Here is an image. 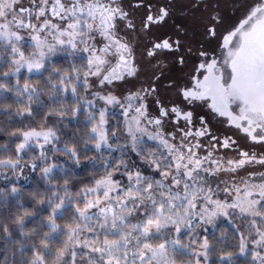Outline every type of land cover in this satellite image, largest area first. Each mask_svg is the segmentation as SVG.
<instances>
[{"label":"snow or ice","instance_id":"snow-or-ice-1","mask_svg":"<svg viewBox=\"0 0 264 264\" xmlns=\"http://www.w3.org/2000/svg\"><path fill=\"white\" fill-rule=\"evenodd\" d=\"M0 264H264V0H0Z\"/></svg>","mask_w":264,"mask_h":264},{"label":"trees","instance_id":"trees-1","mask_svg":"<svg viewBox=\"0 0 264 264\" xmlns=\"http://www.w3.org/2000/svg\"><path fill=\"white\" fill-rule=\"evenodd\" d=\"M87 175H89V173H85V174H83L81 176H78L76 178L77 179H86ZM228 234H229V237L231 238L232 233H231V230L230 229H228Z\"/></svg>","mask_w":264,"mask_h":264},{"label":"rangeland","instance_id":"rangeland-1","mask_svg":"<svg viewBox=\"0 0 264 264\" xmlns=\"http://www.w3.org/2000/svg\"><path fill=\"white\" fill-rule=\"evenodd\" d=\"M21 183H23V181H21Z\"/></svg>","mask_w":264,"mask_h":264}]
</instances>
